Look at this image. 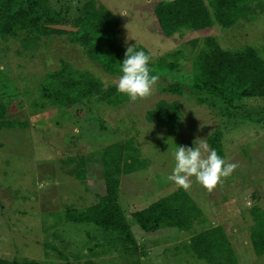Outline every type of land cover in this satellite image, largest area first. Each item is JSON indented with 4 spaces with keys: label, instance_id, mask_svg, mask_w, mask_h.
Returning a JSON list of instances; mask_svg holds the SVG:
<instances>
[{
    "label": "rangeland",
    "instance_id": "obj_1",
    "mask_svg": "<svg viewBox=\"0 0 264 264\" xmlns=\"http://www.w3.org/2000/svg\"><path fill=\"white\" fill-rule=\"evenodd\" d=\"M89 1L50 0V4L71 24ZM96 1L121 21V44L141 43L153 62L178 50L186 53L179 61L186 76L184 92L165 91L167 80L161 77L150 96L129 99L115 109L102 103L96 105L98 111L84 105L39 108L34 103L39 101L43 75L58 69L62 60L94 73L105 85L117 84L119 76L105 72L67 34L45 37L39 49L27 48L21 38L0 39V85L6 92L3 99L11 102L6 118L15 121L12 127L0 129V258L28 257L42 264L88 260L125 264L132 259H140V264H210L189 252L187 242L199 229L222 224L232 242V259L238 264H264V254L257 255L251 239L252 211L264 209V98L243 99L240 109L231 112L200 103L189 57L191 41L208 36L226 48L262 47L264 13L258 10L256 19L241 20L229 29L215 25L166 36L154 13L162 0ZM163 99L176 100L180 106L183 125L177 134L146 118L147 111ZM216 131L224 134L226 162L236 168L211 191L190 178L187 191L202 208L206 222L191 232L173 228L146 232L132 213L180 188L168 179L175 166L173 150L192 147L197 139L209 145L208 138ZM117 143L136 146L135 158L143 163L121 176L119 202L141 246L131 253L96 224L67 218L69 209L97 204L106 195L102 151ZM81 156L87 159L84 179L75 171Z\"/></svg>",
    "mask_w": 264,
    "mask_h": 264
},
{
    "label": "trees",
    "instance_id": "obj_2",
    "mask_svg": "<svg viewBox=\"0 0 264 264\" xmlns=\"http://www.w3.org/2000/svg\"><path fill=\"white\" fill-rule=\"evenodd\" d=\"M260 10L264 13V0H162L154 7V13L166 36H183L188 32L211 28L235 27L241 20H254ZM62 12L54 9L50 0H0V39L21 38L27 48L39 49L45 37L53 33L67 34L69 41L83 47L89 59L101 65L109 74L120 76L119 65L125 58L127 47L119 42L121 21L109 9L89 1L81 14L72 21L77 31L52 28L51 24L66 23ZM189 53L192 63L191 77L200 103L221 106L222 112L240 109L239 101L246 98H264V41L262 47L247 45L239 49L223 47L208 36L191 41ZM150 56V68L159 79L167 80L165 91L183 94L185 73L180 60L186 55L178 50L158 61L151 60L150 52L141 44L134 45ZM189 59V58H188ZM39 101L34 105L73 107L84 105L97 109V104L118 108L129 98L119 94L116 84L105 85L94 73L76 68L67 60L60 67L43 75L39 85ZM6 92L0 85V129L12 127L14 120L6 118L11 102L3 99ZM10 97V96H8ZM98 111V109H97ZM147 120L156 122L177 134L183 125L181 109L176 100H161L147 111ZM19 125H23L17 122ZM223 132L216 131L208 138L211 150L225 159ZM130 145V144H129ZM138 148L114 144L102 151L103 173L107 193L100 202L82 209H69L67 218L75 223L92 222L105 233L124 244L128 252H137L141 246L132 231L119 202L121 176L137 171L142 163L135 158ZM138 157V156H137ZM77 159V158H76ZM70 158V161H75ZM76 176L84 179L87 159H77ZM143 164V163H142ZM254 227L251 239L257 255L264 254V209L254 208ZM146 232L164 228L191 232L190 229L206 222L202 208L182 187L160 197L150 205L132 213ZM232 242L224 225L205 227L193 233L187 242V250L210 264H238L232 259ZM133 248V249H132ZM224 258V259H223ZM0 264H42L37 259L24 257L0 258ZM85 264H96L93 260ZM117 264V263H112ZM119 264V263H118ZM125 264H140V259Z\"/></svg>",
    "mask_w": 264,
    "mask_h": 264
},
{
    "label": "clouds",
    "instance_id": "obj_3",
    "mask_svg": "<svg viewBox=\"0 0 264 264\" xmlns=\"http://www.w3.org/2000/svg\"><path fill=\"white\" fill-rule=\"evenodd\" d=\"M149 65L150 56L145 51H138L135 46L127 47L125 58L119 65L121 75L116 84L117 92L133 102L150 96L159 77ZM172 155L175 166L168 179L184 190L190 188V178L195 177L198 183L211 191L236 168L217 151L210 150L205 139L195 140L192 147L178 146Z\"/></svg>",
    "mask_w": 264,
    "mask_h": 264
},
{
    "label": "water",
    "instance_id": "obj_4",
    "mask_svg": "<svg viewBox=\"0 0 264 264\" xmlns=\"http://www.w3.org/2000/svg\"><path fill=\"white\" fill-rule=\"evenodd\" d=\"M52 28L66 30V31H77L78 27H74L72 24L68 23H59V24H51Z\"/></svg>",
    "mask_w": 264,
    "mask_h": 264
}]
</instances>
